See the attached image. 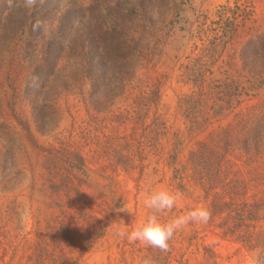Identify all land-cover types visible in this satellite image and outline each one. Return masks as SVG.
Wrapping results in <instances>:
<instances>
[{
  "label": "rangeland",
  "instance_id": "obj_1",
  "mask_svg": "<svg viewBox=\"0 0 264 264\" xmlns=\"http://www.w3.org/2000/svg\"><path fill=\"white\" fill-rule=\"evenodd\" d=\"M263 34L264 0H0V264H264L226 215L177 231L168 252L116 235L162 188L183 194L162 222L209 209L199 143L228 133L216 153L247 168L264 71L242 50Z\"/></svg>",
  "mask_w": 264,
  "mask_h": 264
},
{
  "label": "trees",
  "instance_id": "obj_2",
  "mask_svg": "<svg viewBox=\"0 0 264 264\" xmlns=\"http://www.w3.org/2000/svg\"><path fill=\"white\" fill-rule=\"evenodd\" d=\"M38 24V21L29 20L27 25L24 24L23 32H34L39 28ZM242 56L246 60L251 57L260 58L261 70L264 71V34L245 43ZM224 135L221 148L216 146V143L197 145L192 154L193 170L199 175L197 183L209 202L212 218L226 215V225L230 230L225 234L234 236L250 254H255L258 260L264 261V112L251 119L244 130L245 139L241 142V150L246 156L243 164L247 168H244V171L222 157L223 154L216 153V149H219L226 154L230 147L227 138L229 135ZM205 153L211 157L215 153L216 156L209 160ZM254 155L259 159L260 166L252 170L247 162L251 161ZM252 223L260 224L255 233L249 231Z\"/></svg>",
  "mask_w": 264,
  "mask_h": 264
},
{
  "label": "clouds",
  "instance_id": "obj_3",
  "mask_svg": "<svg viewBox=\"0 0 264 264\" xmlns=\"http://www.w3.org/2000/svg\"><path fill=\"white\" fill-rule=\"evenodd\" d=\"M182 197L181 192H173L166 188L147 194L143 200L144 207L149 210L146 219L131 230L126 228L118 230L116 235L119 238L127 239L130 243L140 242L146 246L159 249L161 252H168L169 241L177 231L194 223L207 224L211 219L210 210L204 205H199L168 222H162L160 214L171 211ZM142 264H152V261L146 259Z\"/></svg>",
  "mask_w": 264,
  "mask_h": 264
}]
</instances>
